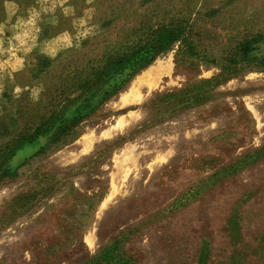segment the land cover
<instances>
[{"label": "rangeland", "instance_id": "374dc122", "mask_svg": "<svg viewBox=\"0 0 264 264\" xmlns=\"http://www.w3.org/2000/svg\"><path fill=\"white\" fill-rule=\"evenodd\" d=\"M15 8L35 29L0 81V264H264V0H0V36Z\"/></svg>", "mask_w": 264, "mask_h": 264}, {"label": "crops", "instance_id": "0c3cea01", "mask_svg": "<svg viewBox=\"0 0 264 264\" xmlns=\"http://www.w3.org/2000/svg\"><path fill=\"white\" fill-rule=\"evenodd\" d=\"M49 1L51 0H37L42 5ZM8 15L10 25L7 33L0 36V81L4 80L5 76H17L19 73H24L27 52L33 46L34 15L28 9L22 10L21 8H15L12 12H8ZM43 42L46 48L52 49L50 42ZM15 82L12 80L8 82V85H13Z\"/></svg>", "mask_w": 264, "mask_h": 264}, {"label": "trees", "instance_id": "16d2710c", "mask_svg": "<svg viewBox=\"0 0 264 264\" xmlns=\"http://www.w3.org/2000/svg\"><path fill=\"white\" fill-rule=\"evenodd\" d=\"M179 36L182 37L184 42L186 41L185 26L180 23L154 28L151 30L150 34H148V36H146L143 40L129 47L113 60H109L103 63L100 67L96 68L95 74L104 75L114 68L121 67L125 63L138 59L141 55H147L149 58H151L154 52L168 48L172 44V42ZM257 41V38H251L243 41L240 46V50L243 54H247V52L252 48L251 45ZM102 91H104V89H102ZM40 128L41 126L37 128L35 134L39 131ZM32 136L35 135L31 134L30 137ZM30 137L20 138L14 145V147H19L28 139H30ZM102 252H105V250H103ZM103 256L109 257L105 254H103ZM119 261L123 260L120 259Z\"/></svg>", "mask_w": 264, "mask_h": 264}, {"label": "bare ground", "instance_id": "6f19581e", "mask_svg": "<svg viewBox=\"0 0 264 264\" xmlns=\"http://www.w3.org/2000/svg\"><path fill=\"white\" fill-rule=\"evenodd\" d=\"M159 67H155V70H158ZM156 74V71H152L150 70V72H145L144 74H142L139 78H137L136 83L142 82L141 79H143L144 81H149L150 79H152L154 77V75ZM155 82V81H154ZM153 82V83H154ZM148 83V82H147ZM135 84L132 85L131 90H133V87L135 86ZM149 84V83H148ZM149 86V85H148ZM150 87V86H149Z\"/></svg>", "mask_w": 264, "mask_h": 264}]
</instances>
